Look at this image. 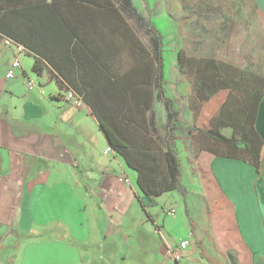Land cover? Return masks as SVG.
Here are the masks:
<instances>
[{
    "label": "crops",
    "instance_id": "obj_1",
    "mask_svg": "<svg viewBox=\"0 0 264 264\" xmlns=\"http://www.w3.org/2000/svg\"><path fill=\"white\" fill-rule=\"evenodd\" d=\"M50 1L0 0V32L21 40H28L30 32L34 39L37 32L44 35L33 12ZM232 2L228 24L244 15L243 33L255 36L247 39L254 41L253 48L244 39L240 50L255 52L257 61L264 58V0ZM23 58L14 77L7 79L13 53L0 37V264H38L35 253L25 259L27 248L37 246L32 235L44 238L52 233L60 240L82 244L86 251L79 258L86 262L101 248L99 259L105 264H264V147L259 171L241 158H228L208 148L198 154L186 150L184 156L180 154L179 190L160 194L156 204L150 205L136 185L137 173L119 153L104 149L98 157L93 149L88 150L90 139L96 144L102 138L107 145L86 107L82 116V108L67 97L69 93L58 89L46 71L36 77L44 93L26 87L24 77L30 74L33 58ZM49 85L54 87L51 93ZM165 94L179 111L174 92L166 89ZM225 98L226 93L217 109ZM48 109L56 115L51 125L47 124ZM89 118L96 124L92 131L83 128L92 124ZM68 120L75 122L76 129L64 127ZM188 129L184 126L183 130L187 133ZM255 129L264 143V98L257 104ZM243 146L239 143L234 149ZM237 168L246 177L238 175ZM120 176L130 185L119 181ZM241 194L244 199L237 200ZM182 208L186 220L176 215ZM191 227L194 233L188 239ZM25 235L29 239L22 243ZM184 241L185 247H179ZM169 250L175 258L167 254Z\"/></svg>",
    "mask_w": 264,
    "mask_h": 264
},
{
    "label": "trees",
    "instance_id": "obj_2",
    "mask_svg": "<svg viewBox=\"0 0 264 264\" xmlns=\"http://www.w3.org/2000/svg\"><path fill=\"white\" fill-rule=\"evenodd\" d=\"M133 3L43 2L33 14L44 35L37 32L34 39L30 32L28 40H21L0 32V37L24 47L25 56L33 58L31 71L36 77L46 71L59 90L71 93L73 101L88 109L107 149L119 153L137 173L136 185L150 205L156 204L160 194L179 190L180 154L184 156L186 150L198 154L208 148L228 158H241L259 171L264 143L255 129V115L258 101L264 98V78L244 70L236 77L227 76L214 58L190 61L178 51L179 66L194 74L188 98L194 112L199 113L202 104L222 91L226 98L210 126L196 128L194 133V128L184 132L178 108L168 99L167 121L164 131H159L151 109L166 92L162 36ZM224 127L231 129L229 137L220 132ZM239 143L244 146L234 149Z\"/></svg>",
    "mask_w": 264,
    "mask_h": 264
},
{
    "label": "rangeland",
    "instance_id": "obj_3",
    "mask_svg": "<svg viewBox=\"0 0 264 264\" xmlns=\"http://www.w3.org/2000/svg\"><path fill=\"white\" fill-rule=\"evenodd\" d=\"M145 19H149L154 28L162 36V55L164 58L165 70V88L167 91L176 95L175 102L179 106V114L183 124L187 128H194L196 126H210V122L214 114L217 113V103L223 98L224 92H220L216 98L211 99L209 103L201 105L203 108L202 117L199 119V113L194 112L192 105L189 103V95L192 88V72L190 68L179 66L177 59V52H181L186 60L190 61L193 58L206 59L214 58L220 64V68L224 74L231 76L238 75V71H250L253 73H264V68L258 67L257 64L264 65V58L256 59L255 52L241 51L243 40L247 41L246 46L253 48L254 41H249L255 36L244 34V26H246V19L244 15H237L233 21L228 24V15H232L234 10L233 0H133ZM254 24V23H253ZM255 25V24H254ZM247 28V27H246ZM226 33V34H223ZM248 39V40H247ZM225 41L227 44H225ZM233 46V50L229 46ZM227 46V47H226ZM237 48V49H236ZM247 54V55H246ZM24 59V58H23ZM242 63L243 67L232 66L230 63ZM252 63L254 67H246V64ZM191 67V64L190 66ZM31 78L37 79L32 71H29ZM237 73V74H236ZM189 74V75H188ZM194 75V74H193ZM49 93L54 90L53 85H49ZM237 95L240 93L238 87L235 89ZM167 94L162 93L153 104L151 114L156 117V124L159 131H164L166 123V113H169V108L166 107L168 100ZM79 111L82 116H85V111ZM200 109V111H201ZM54 109L47 111V124L56 121V115L53 113ZM78 113V112H77ZM92 124H85L84 130L92 131L96 124L91 120ZM74 120V119H73ZM60 122H58L59 124ZM64 126L68 129H76L75 122L68 120ZM220 132L224 135L230 136V131L227 128H222ZM80 138L82 132L78 133ZM90 139L87 144L88 150L93 149L96 156L100 157L104 149H107L103 144L102 138L96 144ZM218 150H221L218 149ZM238 175L243 178V172L240 168L236 169ZM68 171H64V176L68 177ZM61 178L63 175H59ZM63 180V178H62ZM244 199L243 194L237 196V200ZM53 211V209H52ZM186 220L187 216L183 211L176 213ZM51 217H46L44 220L40 219V223L45 222ZM191 229V228H190ZM173 232H178V229H172ZM188 239L192 238L191 230L188 229ZM186 235V236H187ZM29 237L22 236L21 241L24 243ZM32 242L37 246L28 247L25 251V259L28 260L32 254L35 253V259L39 263L44 264H105L100 261L99 255L103 254L101 248H97L94 254L90 257L89 262L85 258L80 259L82 252L85 250L82 244L74 245L70 239L60 240L55 234L51 236L45 235L44 238H39L32 235ZM28 243V242H26ZM180 243V242H179ZM75 247V248H72ZM86 251V250H85ZM19 264V263H18ZM27 264V263H23Z\"/></svg>",
    "mask_w": 264,
    "mask_h": 264
},
{
    "label": "built area",
    "instance_id": "obj_4",
    "mask_svg": "<svg viewBox=\"0 0 264 264\" xmlns=\"http://www.w3.org/2000/svg\"><path fill=\"white\" fill-rule=\"evenodd\" d=\"M2 40L4 44L12 50V53H13V59H12L11 65L6 73V78L10 79L14 77L15 69L21 66V60L25 56V49L21 44H17L8 38H3ZM24 80H25V85L28 89L36 88L38 89L40 93H44L42 86L37 82L36 79L31 78L30 76H25ZM71 95L72 94L69 93L67 97L70 98ZM74 103L75 105L80 106L79 100H76ZM107 151H110V149L108 148ZM118 180L121 182H124L125 184L130 185V181L126 177L120 176ZM170 213H173V210H170ZM186 244H187V241L181 242L179 247L181 248L185 247ZM167 254L170 257L175 258L174 256L175 253L172 250L171 251L169 250Z\"/></svg>",
    "mask_w": 264,
    "mask_h": 264
}]
</instances>
